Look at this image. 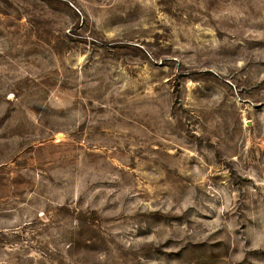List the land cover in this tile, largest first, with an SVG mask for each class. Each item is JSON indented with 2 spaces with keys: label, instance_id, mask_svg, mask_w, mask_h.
Instances as JSON below:
<instances>
[{
  "label": "rangeland",
  "instance_id": "1",
  "mask_svg": "<svg viewBox=\"0 0 264 264\" xmlns=\"http://www.w3.org/2000/svg\"><path fill=\"white\" fill-rule=\"evenodd\" d=\"M0 264H264V0H0Z\"/></svg>",
  "mask_w": 264,
  "mask_h": 264
}]
</instances>
